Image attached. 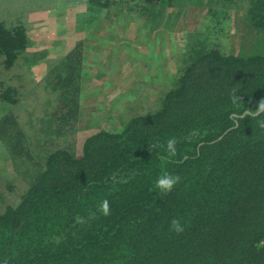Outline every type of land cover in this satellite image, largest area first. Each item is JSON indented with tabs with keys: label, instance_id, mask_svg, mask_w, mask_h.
I'll use <instances>...</instances> for the list:
<instances>
[{
	"label": "trees",
	"instance_id": "trees-1",
	"mask_svg": "<svg viewBox=\"0 0 264 264\" xmlns=\"http://www.w3.org/2000/svg\"><path fill=\"white\" fill-rule=\"evenodd\" d=\"M74 1V10L86 2L85 29H97L96 14L118 4L125 12L142 2L180 8L173 0ZM250 1L255 43H246L244 54L217 45L200 52V32H190L191 62L162 105L133 116L121 131L90 134L80 154L75 146L35 150L47 121L35 115L30 133L12 111L23 94L11 85L0 93V140L30 170L20 200L0 212V264H264V0ZM85 40L46 79L47 104L55 102L51 117L62 132L76 127L80 97L94 81ZM28 45L24 25L0 23L5 67ZM172 138L177 154L169 157ZM165 171L181 177L167 193L155 186ZM105 199L108 216L98 210ZM173 219L183 232L170 229Z\"/></svg>",
	"mask_w": 264,
	"mask_h": 264
},
{
	"label": "rangeland",
	"instance_id": "rangeland-1",
	"mask_svg": "<svg viewBox=\"0 0 264 264\" xmlns=\"http://www.w3.org/2000/svg\"><path fill=\"white\" fill-rule=\"evenodd\" d=\"M170 3L180 8L171 10L166 2H142L139 8L134 4L131 12H125L120 4L115 9H102L96 14L97 29L93 24L85 30L86 9L77 7L73 11V4H78L75 1L71 5V1L67 4L64 0H0V23L12 27L24 25L29 36L27 51L12 67H5L4 58L0 57V93L11 85L23 94L21 104L12 111L30 133L34 129L30 131L29 121L35 115L47 121V128L40 129L45 134L41 133L35 140V150L47 153L75 146L80 154L82 142L90 134L100 129L121 131L133 116L156 111L191 62L187 57L196 42L190 34L192 31L200 32L197 35L201 41L197 46L200 52L217 45L225 53L244 54L245 44L255 43L248 16L250 0H173ZM206 5L220 15L214 18ZM179 12L181 15L177 16ZM212 19L217 20L216 25ZM91 31L92 35H105L107 45L96 49L100 40L89 42L95 40L89 34ZM83 39L88 41L87 57L94 60L87 76L94 81L80 97L81 117L76 127L62 132L60 122L51 117L55 102L51 106L47 104L50 94L45 89L46 79ZM262 47L260 51L264 50ZM67 62L64 60L62 67ZM7 151L0 140V212L20 200L28 187L24 172H30Z\"/></svg>",
	"mask_w": 264,
	"mask_h": 264
},
{
	"label": "clouds",
	"instance_id": "clouds-1",
	"mask_svg": "<svg viewBox=\"0 0 264 264\" xmlns=\"http://www.w3.org/2000/svg\"><path fill=\"white\" fill-rule=\"evenodd\" d=\"M259 110L264 111V103L259 105ZM259 114V113H257ZM259 126L264 128V121L259 122ZM167 154L169 157H174L177 154V141L175 138L169 139L167 142ZM181 177L176 174L165 171L156 181V187L163 193L170 192L177 184L180 183ZM98 210L104 215H110L109 201L105 199L100 205ZM92 218V217H90ZM82 220V218H78ZM170 229L176 233L184 231V225L179 219H173L170 224Z\"/></svg>",
	"mask_w": 264,
	"mask_h": 264
},
{
	"label": "crops",
	"instance_id": "crops-1",
	"mask_svg": "<svg viewBox=\"0 0 264 264\" xmlns=\"http://www.w3.org/2000/svg\"><path fill=\"white\" fill-rule=\"evenodd\" d=\"M67 4H70V1H71V5H72V3L74 2V0H64ZM83 6L84 7H82V8H80V9H86V5H85V3H83ZM73 11H74V9H72ZM72 11V12H73ZM67 28H69V27H67ZM85 30H88V28H86ZM73 31V30H72ZM92 33V31L91 32H89V34H91ZM88 34V35H89ZM70 37H72L71 35H70ZM99 38H100V43L99 44H96V46H95V48L96 49H99V48H102L103 46H105V45H107V41H106V37H105V35H103V36H99ZM127 39V38H126ZM127 43L129 44V42L127 41ZM86 49H87V47H86ZM89 49V48H88Z\"/></svg>",
	"mask_w": 264,
	"mask_h": 264
},
{
	"label": "water",
	"instance_id": "water-1",
	"mask_svg": "<svg viewBox=\"0 0 264 264\" xmlns=\"http://www.w3.org/2000/svg\"><path fill=\"white\" fill-rule=\"evenodd\" d=\"M259 113V112H258ZM257 114V113H256Z\"/></svg>",
	"mask_w": 264,
	"mask_h": 264
}]
</instances>
